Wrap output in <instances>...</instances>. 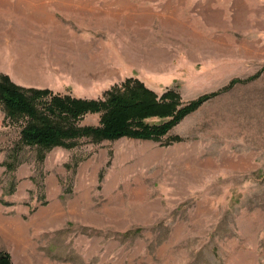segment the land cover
<instances>
[{
    "label": "rangeland",
    "instance_id": "rangeland-1",
    "mask_svg": "<svg viewBox=\"0 0 264 264\" xmlns=\"http://www.w3.org/2000/svg\"><path fill=\"white\" fill-rule=\"evenodd\" d=\"M5 4V48L36 40L41 54L25 88L101 99L132 77L188 103L244 81L161 141L40 150L0 105V252L12 264H264V0Z\"/></svg>",
    "mask_w": 264,
    "mask_h": 264
},
{
    "label": "trees",
    "instance_id": "trees-1",
    "mask_svg": "<svg viewBox=\"0 0 264 264\" xmlns=\"http://www.w3.org/2000/svg\"><path fill=\"white\" fill-rule=\"evenodd\" d=\"M241 81L244 80H231L217 92L183 103L175 89L159 94L139 78L129 77L108 90L104 98L94 99L62 95L47 88H25L0 73V105L6 121L22 122L20 143L40 150L70 148L81 139L101 142L127 137L161 141L184 117ZM89 113H100L99 125L80 123ZM150 118L162 121L149 122ZM179 140L181 136L175 135L169 143ZM7 166L12 169L13 163L8 162ZM0 264H12L8 252H0Z\"/></svg>",
    "mask_w": 264,
    "mask_h": 264
},
{
    "label": "crops",
    "instance_id": "crops-1",
    "mask_svg": "<svg viewBox=\"0 0 264 264\" xmlns=\"http://www.w3.org/2000/svg\"><path fill=\"white\" fill-rule=\"evenodd\" d=\"M5 2L6 0H0V15H3L5 13V8H6ZM34 12H36V5ZM0 21H1L0 26L2 24L4 26L5 22L4 20L1 19V17H0ZM12 25H14V23H12ZM10 43H13L12 38L7 40V42H5L4 39L0 38V73L9 75V77H11V79L16 84L21 86L30 87V86L39 85L36 82L29 83L25 81L28 78H33V79L37 78V75L34 74L32 75V73H30L29 71L32 70L35 74L39 72L38 57L41 54H39L37 41L35 40L33 42L34 45L31 46L32 47L31 49H29V47L26 48L27 52L25 53L21 51L20 53H17L12 48H5V46ZM0 123H1V119H0Z\"/></svg>",
    "mask_w": 264,
    "mask_h": 264
}]
</instances>
